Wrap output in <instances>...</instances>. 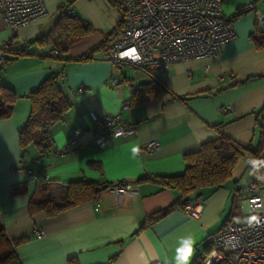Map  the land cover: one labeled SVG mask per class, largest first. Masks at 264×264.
I'll return each instance as SVG.
<instances>
[{"label":"crops","instance_id":"1","mask_svg":"<svg viewBox=\"0 0 264 264\" xmlns=\"http://www.w3.org/2000/svg\"><path fill=\"white\" fill-rule=\"evenodd\" d=\"M43 1L46 15L22 26L7 51L48 34L63 5L91 25L93 32L64 53L51 45L32 44L28 55L14 58L4 50L11 33L0 15V57L6 59L0 63V84L16 95L11 115L0 119V222L9 238H25L16 247L20 263L164 264L167 260L174 264L178 237L193 234L197 244L191 264L210 248V234L229 222L246 220L247 186L258 183L249 175L246 158L237 161L225 184L204 187L189 196L201 204L197 217L176 206L137 231L146 217L169 208L178 196L151 179H139L181 173L185 154L219 135L252 150L261 142L264 146V44L257 46L251 38L257 22L253 11L233 16L248 4L264 15V0H222V16L231 23L235 37L218 55L174 62L164 72L134 71L130 64L109 63L106 49L118 34L87 60H75L121 21L122 10L111 0ZM149 72L167 92L129 103L135 91L151 82ZM52 74L57 75L70 106L50 126L42 146L30 144L21 153L18 131L30 110L25 95ZM123 103L128 105L123 108ZM105 115H119L134 127V134L114 137L109 130H99L95 136L94 117ZM70 136H76L77 143L67 148ZM152 140L158 145L150 153L132 156L133 146L142 148ZM55 147L62 152L55 154ZM38 158L39 166L34 164ZM25 167L46 171L48 177L29 181ZM80 179L105 187L96 199L53 217L29 214L28 200L35 189H46L58 201L65 183ZM23 183L24 192L12 195V186ZM115 183L128 184L131 191L114 195L106 186ZM35 230L42 237L37 238Z\"/></svg>","mask_w":264,"mask_h":264},{"label":"built area","instance_id":"2","mask_svg":"<svg viewBox=\"0 0 264 264\" xmlns=\"http://www.w3.org/2000/svg\"><path fill=\"white\" fill-rule=\"evenodd\" d=\"M111 1L122 10L118 37L106 49V60L113 65L130 64L134 71L164 72L174 62L218 55L223 45L235 37L231 23L222 16V0ZM241 9L253 11L259 27L264 29V15L253 5H244ZM66 12L69 15L73 13L69 7ZM46 13L43 0H0V15L11 33L7 43L13 42L16 32L22 26ZM137 54L140 56L138 61L135 59ZM0 63L4 64L3 57H0ZM82 89L79 87V90ZM127 105L123 103V108ZM225 109L231 110V105H226ZM94 127L95 136L99 130H109L114 137H124L135 132L133 126L119 119V115L94 117ZM76 143L77 137L70 136L65 146L70 148ZM157 145L155 140L149 141L142 147V151L150 153ZM61 152L62 148L55 147V154ZM34 164L39 166L40 159H35ZM24 173L29 181L46 180L48 177L46 171L40 169L25 167ZM260 173L264 176V168L260 169ZM107 189L114 195H120L129 193L131 186L115 183ZM247 190V217L258 215L260 226L249 227L246 220L227 223L207 237L210 248L199 255L201 263L205 264V258L215 251L216 256L211 258V264H264V180L260 184L249 183ZM257 204L260 207L257 208ZM200 207L197 199L187 201L180 209L197 217ZM34 232L37 238L42 237L40 231Z\"/></svg>","mask_w":264,"mask_h":264},{"label":"trees","instance_id":"3","mask_svg":"<svg viewBox=\"0 0 264 264\" xmlns=\"http://www.w3.org/2000/svg\"><path fill=\"white\" fill-rule=\"evenodd\" d=\"M66 8L64 5L59 7L58 20L48 34L33 39L27 45L15 50L7 51L13 42L7 43L4 45V50L13 55L14 58L28 55V47L32 44L51 45L62 53L66 52L69 45L93 32L91 25L74 16L73 13L67 14ZM243 12L242 9H237L233 16ZM121 25L122 22L120 21L116 29L107 33L103 40L75 60H87L92 51L104 48L107 40L112 35L119 33ZM251 38L257 46L264 44V32L260 29L258 22H256V30ZM150 76L151 82L135 91L129 103L143 101L167 92V88L160 80L151 74ZM25 96L29 99L30 110L25 124L18 131V144L21 153L30 144L42 146L49 135L50 126L61 118L70 106L59 86L56 74L48 76ZM15 98L16 95L10 89L0 84V119L11 115ZM261 111H264V108ZM50 141L48 140V143ZM242 157H245L247 161L251 158L264 159L262 142L256 149L252 150L249 147L238 145L227 136L219 135L213 140L202 143L197 150L185 154V167L181 173L169 176L141 177L139 180L151 179L163 187L175 190L178 196L175 203L169 208L146 217L137 231L149 226L168 210L176 206L180 207L191 200L189 196L195 191L204 187L216 188L225 184L230 180L233 168ZM90 165L97 166L92 162ZM248 166L251 168L249 164ZM102 187L103 184H98L92 180L69 181L65 183L63 196L58 201H55L46 189H35L29 196L28 212L30 215L43 213L46 217H53L70 207L96 199L103 190ZM24 190V183L13 185L11 194H22ZM24 240V237L9 238L0 222V264H21L16 254V247ZM191 264L203 263L199 257H195Z\"/></svg>","mask_w":264,"mask_h":264},{"label":"clouds","instance_id":"4","mask_svg":"<svg viewBox=\"0 0 264 264\" xmlns=\"http://www.w3.org/2000/svg\"><path fill=\"white\" fill-rule=\"evenodd\" d=\"M132 51H135L134 49ZM135 59L140 60L139 54ZM133 157H139L142 154V148L139 145L133 146L131 149ZM251 166L249 175L256 177L258 180H264V176L260 175V169L264 168V159L251 158L247 161ZM253 203H256L255 201ZM260 207L259 204L256 205ZM253 210V209H250ZM246 223L249 227L260 226L261 220L258 215H251L246 218ZM197 237L193 234L182 235L178 237V246L175 248L174 264H190L192 257L196 252ZM216 256V252L212 251L208 257L205 258V264H211V258ZM164 264H169L165 260Z\"/></svg>","mask_w":264,"mask_h":264},{"label":"rangeland","instance_id":"5","mask_svg":"<svg viewBox=\"0 0 264 264\" xmlns=\"http://www.w3.org/2000/svg\"><path fill=\"white\" fill-rule=\"evenodd\" d=\"M257 182L260 184L261 183V180H257Z\"/></svg>","mask_w":264,"mask_h":264},{"label":"water","instance_id":"6","mask_svg":"<svg viewBox=\"0 0 264 264\" xmlns=\"http://www.w3.org/2000/svg\"><path fill=\"white\" fill-rule=\"evenodd\" d=\"M105 187V186H104ZM104 187H102V189H104Z\"/></svg>","mask_w":264,"mask_h":264}]
</instances>
